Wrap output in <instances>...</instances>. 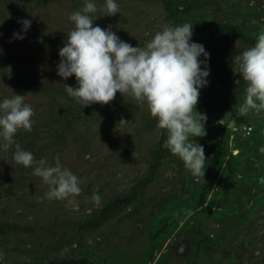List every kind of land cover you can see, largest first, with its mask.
<instances>
[{
    "label": "rangeland",
    "instance_id": "obj_1",
    "mask_svg": "<svg viewBox=\"0 0 264 264\" xmlns=\"http://www.w3.org/2000/svg\"><path fill=\"white\" fill-rule=\"evenodd\" d=\"M94 25L143 47L165 26L193 25L192 41L209 53L208 84L196 108L206 114L204 176L166 147L147 105L119 93L83 107L56 74L68 20L84 0H0V99L24 94L31 131L15 140L34 159L79 178L80 193L48 199L49 185L0 149V264H264V110L241 111L246 82L232 57L251 44L213 39L201 25L264 30V0H117L108 16L95 0ZM22 19L32 21L14 39ZM14 92V93H13ZM124 119L127 123H121ZM214 157V159H213ZM99 196V200L93 197Z\"/></svg>",
    "mask_w": 264,
    "mask_h": 264
},
{
    "label": "clouds",
    "instance_id": "obj_2",
    "mask_svg": "<svg viewBox=\"0 0 264 264\" xmlns=\"http://www.w3.org/2000/svg\"><path fill=\"white\" fill-rule=\"evenodd\" d=\"M106 15L119 12L117 0H104ZM95 0H84L80 10L68 20L73 28L58 49L56 74L62 80L74 77L75 85L63 84L65 92L83 107L108 104L119 93L131 95L147 105L157 119V127L166 130L165 147L193 175L204 176L206 160L203 145L196 138L206 135V114L196 108L200 90L208 84L209 53L192 41L193 25L165 26L154 33L143 47L133 46L111 30L94 25L99 17ZM21 29L12 38L23 39L32 21H19ZM239 78L246 82L241 111L264 110V30L255 43L232 57ZM14 93V92H13ZM34 110L25 95L14 93L0 99V149L15 148L13 159L49 185L48 199L75 198L81 191L79 178L62 167L59 156L53 164L45 158L35 160L33 153L15 140L19 129L31 131ZM121 123H127L124 119ZM99 200V196L93 197Z\"/></svg>",
    "mask_w": 264,
    "mask_h": 264
},
{
    "label": "trees",
    "instance_id": "obj_3",
    "mask_svg": "<svg viewBox=\"0 0 264 264\" xmlns=\"http://www.w3.org/2000/svg\"><path fill=\"white\" fill-rule=\"evenodd\" d=\"M166 4V10L169 14V18L176 19V14L172 13V6L171 0H164ZM201 28L207 31L213 39L217 40H226L228 42H234L235 40H240L247 42L251 45L255 43V40H249L243 33V28L237 25H230V24H216V23H209L205 25H201ZM166 137V131L161 136V142H163L164 138ZM214 159V157H213ZM2 230H0V233ZM59 264H88L84 260H70L61 262Z\"/></svg>",
    "mask_w": 264,
    "mask_h": 264
}]
</instances>
